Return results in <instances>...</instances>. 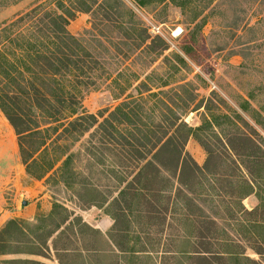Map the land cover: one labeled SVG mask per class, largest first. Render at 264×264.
Returning <instances> with one entry per match:
<instances>
[{
	"label": "trees",
	"instance_id": "obj_1",
	"mask_svg": "<svg viewBox=\"0 0 264 264\" xmlns=\"http://www.w3.org/2000/svg\"><path fill=\"white\" fill-rule=\"evenodd\" d=\"M133 1L143 8L163 0ZM172 1L181 9L197 1L200 7L207 6V0ZM56 7L37 6L0 27V110L18 137L29 175H33L31 167L39 165V157L48 152L49 141L65 137L78 142L93 130L91 136H98L118 160L115 167L122 178L110 195L86 184L84 194L77 198L91 208L105 209L114 224L104 239L101 231L56 202L50 214L38 215L33 222L8 221L0 230V257L47 258L51 239L64 236L62 230L69 226L76 240L90 235L96 247L88 251L94 258H111L110 264H157L154 254L161 256L160 264H264V146L260 145L264 134L254 128L252 134L241 131L237 123L250 125L240 113L209 114L216 109L211 106H205L208 114L201 126H190L184 116L200 110L202 100L190 84L161 80L156 86L159 91L153 92V75H146V82L138 84L137 96H129L107 116L87 114L78 94L81 88L97 84L100 61L85 38L68 30L77 8H68L61 1ZM91 9L82 11L90 13ZM98 10L109 23L120 6L102 0ZM198 17L195 15L191 23ZM240 23L241 19L228 21L226 27L233 30ZM126 24L124 29L138 34L130 47L126 45L128 53H163L169 49L168 43L159 36L152 37L144 24L132 28H126ZM126 36L132 39L130 32ZM178 59L182 64L169 66L167 79L187 68L185 61ZM168 87L171 89L166 90ZM169 93L170 103L163 100ZM159 96L161 99L152 105L151 99ZM191 138L207 154L203 166L187 151ZM72 157L64 154L45 168L41 166L42 174L34 177L45 178L60 163V170L68 167ZM252 195L258 204L249 210L244 201ZM235 224L243 242L232 236ZM170 230L177 234L167 235L166 248L156 250ZM153 236L161 239L152 244ZM55 242L53 250L69 252L59 250ZM82 255H67V262L61 255L56 254V258L59 264H87ZM0 264L45 263L18 258L0 260Z\"/></svg>",
	"mask_w": 264,
	"mask_h": 264
},
{
	"label": "rangeland",
	"instance_id": "obj_2",
	"mask_svg": "<svg viewBox=\"0 0 264 264\" xmlns=\"http://www.w3.org/2000/svg\"><path fill=\"white\" fill-rule=\"evenodd\" d=\"M60 1L66 7L79 11L70 21L68 30L78 38H85L89 50L100 61L101 68L95 75L97 84L81 88L78 94V100L87 114L107 116L126 98L137 96L138 84L145 81L146 75H153L152 83L148 82L153 92L159 91L156 86L161 80L171 84H190L192 91L202 100L200 110L184 116L190 126H201L208 114L205 106H211L216 109L211 113L209 111V114L235 116V111L240 113L250 125L246 127L237 123L241 131L252 134L254 128L261 135L264 134V0H207L206 7H200L197 1L185 9L177 7V2L172 0L152 2L143 8L133 0H109L120 6L119 13L109 23L105 22L104 14L98 10L102 0H0V27L37 6L56 10ZM87 8H92V11L84 13L82 10ZM197 14L198 20L191 23ZM237 19L242 20L239 27L233 30L226 27L228 21ZM125 23L129 24H126V28L144 24L150 35L164 39L169 49L163 53L159 50L153 53L132 49L134 52L128 53L126 45L130 47L138 34L124 29ZM127 32H130L132 39L127 38ZM178 57L185 61L187 68L167 79L166 69L182 64ZM170 89L168 87L166 90ZM171 96V93L164 95L163 100L170 103ZM160 99L161 96L152 98L151 104ZM208 99L210 102H207ZM99 121L102 119L99 118ZM223 128L229 130L228 127ZM91 133L78 142L73 138L65 140V137L53 143L49 141L48 152L39 157V165H33V175H29L21 158L18 137L0 110V230L10 220L33 222L38 215H48L58 202L61 208H67L101 231L104 239L107 237L114 222L106 215L105 209L91 208L77 197L84 194L83 186L86 184L98 188L103 195H110L116 190L122 176L115 167L118 160L105 149L100 138L92 137ZM51 138L54 140L55 135ZM260 145L264 146V143ZM187 151L199 165H204L207 154L195 138L188 142ZM64 154L73 155L68 167L60 170V163L45 178L34 177L41 175L43 168ZM112 170L116 173H112ZM258 186H263V182L259 181ZM24 202L28 205L24 206ZM257 204L254 195L244 201L249 210ZM239 216L243 221V216ZM234 228L233 238L243 242L244 237L238 232L237 225ZM62 231L71 241L64 236L51 239L48 244L51 251L45 252L47 258H39L43 263L59 264L56 254L67 262L69 258L65 256L82 253L87 264H110L111 258H100V262L88 251L96 247L90 235L76 240L71 236L69 226ZM172 233L177 234L174 230L167 231L156 250L161 252L166 248V236ZM159 239L153 236L150 243H157ZM54 240L59 250L65 248L69 252L53 250ZM104 248L109 250L108 246ZM249 253L253 258H258ZM160 257L154 254L157 264H160ZM18 258L36 260V257L25 256L0 257V260ZM163 264L172 262L165 261Z\"/></svg>",
	"mask_w": 264,
	"mask_h": 264
},
{
	"label": "crops",
	"instance_id": "obj_3",
	"mask_svg": "<svg viewBox=\"0 0 264 264\" xmlns=\"http://www.w3.org/2000/svg\"><path fill=\"white\" fill-rule=\"evenodd\" d=\"M31 257H36V256H31ZM39 258H40V257H38V258L36 257V260H35V261H40V262H42L41 260H39ZM31 259H32V258H31ZM32 260H33V259H32ZM42 263H43V262H42Z\"/></svg>",
	"mask_w": 264,
	"mask_h": 264
},
{
	"label": "water",
	"instance_id": "obj_4",
	"mask_svg": "<svg viewBox=\"0 0 264 264\" xmlns=\"http://www.w3.org/2000/svg\"><path fill=\"white\" fill-rule=\"evenodd\" d=\"M23 205H24V206H27V205H28V203H27V202H24V203H23Z\"/></svg>",
	"mask_w": 264,
	"mask_h": 264
}]
</instances>
